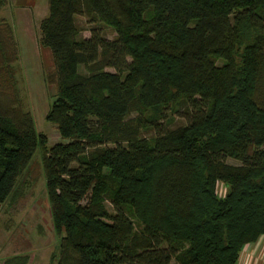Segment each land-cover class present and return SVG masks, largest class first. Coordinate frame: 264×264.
Wrapping results in <instances>:
<instances>
[{
    "label": "trees",
    "instance_id": "obj_1",
    "mask_svg": "<svg viewBox=\"0 0 264 264\" xmlns=\"http://www.w3.org/2000/svg\"><path fill=\"white\" fill-rule=\"evenodd\" d=\"M48 3L46 119L63 141L9 90L19 45L0 17V205L41 150L56 264H237L264 235V0ZM78 16L116 37H81Z\"/></svg>",
    "mask_w": 264,
    "mask_h": 264
},
{
    "label": "rangeland",
    "instance_id": "obj_2",
    "mask_svg": "<svg viewBox=\"0 0 264 264\" xmlns=\"http://www.w3.org/2000/svg\"><path fill=\"white\" fill-rule=\"evenodd\" d=\"M48 4V0H8L0 10V17L11 24L19 45V58L13 64L15 76L8 82L9 90L19 92L26 110L33 115L37 130L47 135L51 147L63 140L56 125L46 119L56 96V86L49 83L46 76L54 69L53 55L50 48L40 42V24L48 15ZM77 23L81 37H89L91 28L99 25L108 38L116 37L112 27L92 23L85 16H78ZM184 123V119L176 117L170 126ZM42 156L41 150L37 151L25 171L24 194L0 205V264L18 254H27L30 264H56L58 259L60 241L53 229ZM228 162L240 163L230 158ZM218 191L224 195L225 185L220 183ZM109 209L112 211L110 205ZM240 257L237 264H264V235L258 242L246 245Z\"/></svg>",
    "mask_w": 264,
    "mask_h": 264
},
{
    "label": "crops",
    "instance_id": "obj_3",
    "mask_svg": "<svg viewBox=\"0 0 264 264\" xmlns=\"http://www.w3.org/2000/svg\"><path fill=\"white\" fill-rule=\"evenodd\" d=\"M257 242H258V241H257ZM251 244H252V243H250V244H247V246H248V245H251ZM244 248H246V246H245ZM240 258H241V257H240Z\"/></svg>",
    "mask_w": 264,
    "mask_h": 264
},
{
    "label": "built area",
    "instance_id": "obj_4",
    "mask_svg": "<svg viewBox=\"0 0 264 264\" xmlns=\"http://www.w3.org/2000/svg\"><path fill=\"white\" fill-rule=\"evenodd\" d=\"M222 195V194H221Z\"/></svg>",
    "mask_w": 264,
    "mask_h": 264
}]
</instances>
